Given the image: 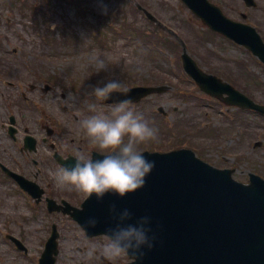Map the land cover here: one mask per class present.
Returning a JSON list of instances; mask_svg holds the SVG:
<instances>
[{
  "label": "rangeland",
  "instance_id": "374dc122",
  "mask_svg": "<svg viewBox=\"0 0 264 264\" xmlns=\"http://www.w3.org/2000/svg\"><path fill=\"white\" fill-rule=\"evenodd\" d=\"M28 1L37 7L33 17L21 19L16 13L11 31L2 27L0 33L9 36V46L30 50L26 52L32 54L31 60L41 65L40 71L46 74L43 82L56 83L57 86L60 78L66 86L64 89L54 86L44 94L47 98L42 103L44 111L49 124L55 129L50 141L64 144L66 151L70 149L75 154L86 156L90 152V149L85 150L87 147L95 148L80 127L81 119L89 114L83 89L92 84L119 78L128 86L166 85L165 91L153 93L134 106L158 129L157 139L144 142L143 149L165 152L181 147L190 148L196 156L211 165L233 169L232 177L235 180L247 183L249 172L264 178V119L254 112L225 105L201 91L182 70L179 59L182 48L170 33L158 31L155 24L147 22L129 5H125L123 14L118 12L121 15L118 16L116 9L119 6L114 1H108V11L102 13L98 0H88L89 5L85 8L90 9L84 17L77 14L75 7L57 1L51 4L43 0ZM146 2L148 10L184 41L187 51L205 72L230 81L256 102L264 104V65L253 55L208 32L180 0ZM42 13L47 20H44ZM98 15L106 20L100 23L94 18ZM51 23L55 24L54 28L49 27ZM66 24L72 31L68 33L70 36L64 35L67 40L61 36L63 29L67 31ZM120 27L130 29L122 32ZM138 31L155 49L147 52L142 48V39L135 34ZM153 31L157 34H153ZM149 39H155L158 43ZM165 42L172 46H166ZM92 57L102 58L105 69L95 71ZM4 59L3 62L10 61L9 58ZM73 83L78 85V89L67 87ZM61 92L65 94L63 98ZM34 106L35 103L33 109ZM100 108L108 111L110 106L101 103ZM34 113L39 115L35 110V116ZM61 131L64 133L63 139ZM81 137L85 140H80ZM78 146H83V150L78 151ZM55 170L50 168L47 171L51 181ZM76 196L81 199L83 195L76 193ZM105 239L106 236L89 239L82 231L79 252L74 251L71 255L75 256L76 261L86 262L89 260L85 256L88 243H102ZM89 261L92 264H109V260L105 262L99 256ZM125 261L126 257L123 256L110 262L124 264Z\"/></svg>",
  "mask_w": 264,
  "mask_h": 264
},
{
  "label": "water",
  "instance_id": "95a60500",
  "mask_svg": "<svg viewBox=\"0 0 264 264\" xmlns=\"http://www.w3.org/2000/svg\"><path fill=\"white\" fill-rule=\"evenodd\" d=\"M185 1L213 29L224 21L219 13H206L203 0ZM231 36L240 43L249 40L242 34ZM251 48L264 61V44L257 40ZM182 62L201 89L216 97L226 93V103L264 114L263 105L202 72L184 45ZM164 88L133 87L126 95L137 100ZM124 98L125 95L114 92L106 101ZM144 155L155 164L143 187L122 197L105 193L100 200L94 195L86 198L80 211L82 221L85 216H95L100 224L91 229L106 233L104 226L113 222L109 210L112 204L118 210L127 207L133 219L150 216L151 230L156 236L154 246L146 250L142 259L129 256L134 258L130 264H264V179L250 173L248 184L236 181L231 169L216 168L187 148L144 151ZM100 156L95 153L93 158Z\"/></svg>",
  "mask_w": 264,
  "mask_h": 264
},
{
  "label": "flooded vegetation",
  "instance_id": "af4514ba",
  "mask_svg": "<svg viewBox=\"0 0 264 264\" xmlns=\"http://www.w3.org/2000/svg\"><path fill=\"white\" fill-rule=\"evenodd\" d=\"M77 1L89 5L88 0ZM108 1L122 5L131 0H104L106 4ZM208 1L232 22L252 28L264 42V0ZM29 7L28 0H0V28L11 31L16 13L21 19L32 16ZM206 30L231 46L247 50L221 32L208 27ZM8 38L0 33V264H92L89 260L76 261L71 255L79 252L82 229L64 211L63 201L78 207L79 197L75 192L59 189L47 172L60 165L55 154H74L70 149L66 151L64 144L49 140L54 132L49 134L51 128L42 103L47 101L44 94L52 86L44 90L46 83L34 78L33 70L39 64L32 62V54L26 52L30 50L9 46ZM1 55L10 61L3 62ZM57 88L64 89L60 84ZM34 101L41 104L40 113L35 116ZM63 134L61 131L62 139ZM10 172L37 186L23 190ZM48 199H53L54 204L49 205Z\"/></svg>",
  "mask_w": 264,
  "mask_h": 264
},
{
  "label": "clouds",
  "instance_id": "9594fccd",
  "mask_svg": "<svg viewBox=\"0 0 264 264\" xmlns=\"http://www.w3.org/2000/svg\"><path fill=\"white\" fill-rule=\"evenodd\" d=\"M98 3L100 11L107 13L104 0H98ZM49 27L54 28L55 24L51 23ZM90 59L95 63V71L105 69L102 58ZM129 91L130 87L119 78H109L83 89L89 114L81 119L80 127L102 156L73 155L69 163L52 173L58 188L78 191L86 198L94 195L100 200L105 193L122 197L143 187L155 161L144 155L142 144L157 139L158 129L135 109L126 95ZM114 92L125 98L107 103L108 111L101 110L100 104ZM109 210L113 222L104 226L106 239L102 243L89 242L85 256L89 260L97 256L109 261L123 256L142 259L156 239L151 230V217L141 215L133 219V213L127 207L118 210L115 204L110 205ZM82 223L86 228H95L100 221L88 215Z\"/></svg>",
  "mask_w": 264,
  "mask_h": 264
}]
</instances>
